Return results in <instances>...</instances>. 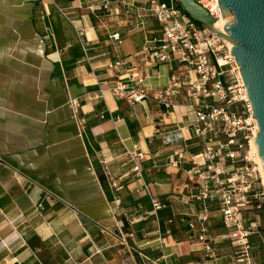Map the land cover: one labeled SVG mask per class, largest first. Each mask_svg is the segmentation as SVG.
Masks as SVG:
<instances>
[{"label":"crops","instance_id":"crops-1","mask_svg":"<svg viewBox=\"0 0 264 264\" xmlns=\"http://www.w3.org/2000/svg\"><path fill=\"white\" fill-rule=\"evenodd\" d=\"M147 1L0 0V264H208L186 226L199 209L191 194L202 185L189 175L190 156L200 152L189 102L179 97L164 118L150 99L172 71L148 69L150 98L133 107L109 94L95 98L101 86L146 69L143 50L160 32L143 11ZM102 2L109 12L86 10ZM115 33L120 44L109 39ZM118 58L129 64L109 70ZM73 99L76 117L67 106ZM161 131L180 140L164 145ZM135 147L145 154L151 193L173 200L156 216H144L149 200L132 192L126 151ZM177 155L183 163L173 165ZM115 197L129 217L114 214ZM212 210L209 238L229 263L227 230L213 234L221 219Z\"/></svg>","mask_w":264,"mask_h":264},{"label":"built area","instance_id":"built-area-1","mask_svg":"<svg viewBox=\"0 0 264 264\" xmlns=\"http://www.w3.org/2000/svg\"><path fill=\"white\" fill-rule=\"evenodd\" d=\"M192 1L220 23L222 17L217 0ZM118 3L127 6L125 0H118ZM110 9L106 2L86 8L93 15L109 12ZM143 11L159 25L160 31L159 37L148 40L143 50L147 58L146 69L127 75L114 85L101 86L95 98L105 101V94H109L133 107L150 98L145 85L149 77L148 69L158 65L169 67L172 75L168 83L157 89L150 99L162 107L164 118L174 112L179 97L183 98V102H189L186 110L192 116L190 129L200 145L199 154L190 156L192 168L189 175L202 182L191 194V201L199 209L186 223L189 239L201 245L205 263L257 264L250 254L254 227L244 225L242 211L248 208L251 200L264 204V191H256V169L247 165L237 167L236 164L251 162V148L258 129L238 67L230 56L231 47L208 28L191 21L174 0H148ZM82 35L79 32V36ZM109 39L116 44L121 43L118 33L112 34ZM128 64L127 59L118 58L107 68L114 70ZM78 105L79 102L74 99L67 103L75 117ZM182 107L184 109V105ZM100 118L103 119V116L100 115ZM159 134L164 145H173L180 140L179 136L173 139L165 131ZM126 155L132 165L133 183H136L132 192L147 196L150 211L144 216H156L157 211L167 208L173 200L169 203L160 201L145 184L141 166L146 157L138 147L126 151ZM176 157L173 165L183 163L181 155ZM196 159H200L201 164ZM110 189L118 192L121 187L112 182ZM112 206L116 216L129 217V212L121 209L123 205L119 198L113 199ZM212 207H216L227 230L223 240L235 249L229 263L220 262L216 243L209 238ZM133 220L136 221L135 218ZM156 231L157 238L162 242L158 226Z\"/></svg>","mask_w":264,"mask_h":264},{"label":"water","instance_id":"water-1","mask_svg":"<svg viewBox=\"0 0 264 264\" xmlns=\"http://www.w3.org/2000/svg\"><path fill=\"white\" fill-rule=\"evenodd\" d=\"M194 23L211 30L231 45L258 132L254 145L264 172V0H217L222 30L206 10L192 0H174Z\"/></svg>","mask_w":264,"mask_h":264},{"label":"rangeland","instance_id":"rangeland-1","mask_svg":"<svg viewBox=\"0 0 264 264\" xmlns=\"http://www.w3.org/2000/svg\"><path fill=\"white\" fill-rule=\"evenodd\" d=\"M186 101V100H185ZM188 101L184 102L185 104ZM253 148H251V162L248 163H237L236 166L240 167L243 165H247L250 168L256 169L254 177H255V187L257 192L264 191V178L262 176L260 165L258 164L257 157ZM251 204L248 206L246 210L242 211V217L244 219V225L246 227L253 226L255 234L250 238V245H251V256L255 259L257 264H262L264 261V204H261L259 200H251ZM216 226L214 228L213 234L216 236L220 232L225 234V229L221 223L216 222ZM212 234V235H213ZM231 247L232 254L234 255V248L229 244ZM203 260H206L203 256Z\"/></svg>","mask_w":264,"mask_h":264},{"label":"bare ground","instance_id":"bare-ground-1","mask_svg":"<svg viewBox=\"0 0 264 264\" xmlns=\"http://www.w3.org/2000/svg\"><path fill=\"white\" fill-rule=\"evenodd\" d=\"M228 19H230V18L222 19V20L220 21V23L218 24V26L220 27V28H219L220 30H222L224 23H225L226 21H228ZM228 47H231V45L228 44ZM253 150H254V152L256 153L257 161H258V164L260 165L259 167H260V170H261L262 176H263V178H264V172H263V170H262V167H261L262 165H261V163H260V159H259V157H258V154H257L256 147H255L254 143H253Z\"/></svg>","mask_w":264,"mask_h":264},{"label":"trees","instance_id":"trees-1","mask_svg":"<svg viewBox=\"0 0 264 264\" xmlns=\"http://www.w3.org/2000/svg\"><path fill=\"white\" fill-rule=\"evenodd\" d=\"M166 1V0H165ZM262 264H264V261H263V263Z\"/></svg>","mask_w":264,"mask_h":264}]
</instances>
